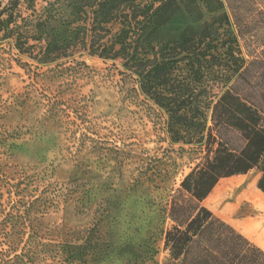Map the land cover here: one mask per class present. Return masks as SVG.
<instances>
[{
    "label": "rangeland",
    "instance_id": "rangeland-1",
    "mask_svg": "<svg viewBox=\"0 0 264 264\" xmlns=\"http://www.w3.org/2000/svg\"><path fill=\"white\" fill-rule=\"evenodd\" d=\"M12 44L0 43V264H16L9 242L23 240L20 253L31 235L32 242L54 245L38 264H150L145 253L137 256L152 237L164 263L162 229L155 227L205 155L198 139L171 140L168 116L140 91L122 60L80 51L62 66H42ZM260 177L253 170L221 180L204 206L264 250ZM26 191L43 201L24 229L23 220L7 223L6 217L24 212L19 201ZM90 230L96 231L95 257L85 263L60 258L56 246L82 244L76 239Z\"/></svg>",
    "mask_w": 264,
    "mask_h": 264
},
{
    "label": "trees",
    "instance_id": "trees-1",
    "mask_svg": "<svg viewBox=\"0 0 264 264\" xmlns=\"http://www.w3.org/2000/svg\"><path fill=\"white\" fill-rule=\"evenodd\" d=\"M37 1L0 0V43L12 41L42 66H62L80 51L122 60L168 116L171 140L197 138L205 153L171 196L163 220L148 224L162 229V264H264L262 248L204 206L221 180L253 170L264 193V0H42L40 8ZM22 197L24 212L9 213L6 222L23 220L27 229L26 216L43 199L27 191ZM95 232L81 233L82 244L56 246L60 258L95 257ZM15 237L9 250L16 264H38L42 251L54 247L31 235L18 253L23 240ZM156 243L153 237L141 243L137 257L145 253L160 264Z\"/></svg>",
    "mask_w": 264,
    "mask_h": 264
},
{
    "label": "crops",
    "instance_id": "crops-1",
    "mask_svg": "<svg viewBox=\"0 0 264 264\" xmlns=\"http://www.w3.org/2000/svg\"><path fill=\"white\" fill-rule=\"evenodd\" d=\"M205 203V202H204Z\"/></svg>",
    "mask_w": 264,
    "mask_h": 264
}]
</instances>
